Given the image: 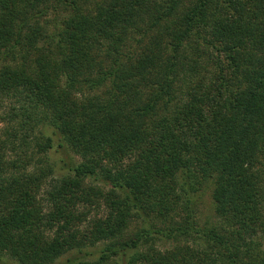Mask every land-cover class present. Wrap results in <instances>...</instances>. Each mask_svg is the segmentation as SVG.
<instances>
[{
	"label": "trees",
	"instance_id": "16d2710c",
	"mask_svg": "<svg viewBox=\"0 0 264 264\" xmlns=\"http://www.w3.org/2000/svg\"><path fill=\"white\" fill-rule=\"evenodd\" d=\"M44 1L0 0V55L15 56L24 38L45 33L34 27L50 12ZM60 2L72 11L59 32L61 58L0 67V98L13 103L0 136V264H264V251L244 237L263 222L264 0H99L93 10L80 0ZM145 17L171 38V50H122L126 29ZM194 35L218 43L235 80L230 86L220 73L214 87L194 84L177 102L180 48ZM103 40L116 44L101 57ZM82 85L104 93L82 99ZM32 142L37 152L63 153L59 170H29ZM56 171L44 206L38 191ZM87 178L118 192L106 198L108 216L92 218V227H83L89 212L79 209L93 203ZM204 180H211L218 213L236 229L198 227L194 193ZM136 215L146 226L120 239ZM153 217L169 219L168 226ZM193 236L204 250L154 244L157 237Z\"/></svg>",
	"mask_w": 264,
	"mask_h": 264
},
{
	"label": "rangeland",
	"instance_id": "374dc122",
	"mask_svg": "<svg viewBox=\"0 0 264 264\" xmlns=\"http://www.w3.org/2000/svg\"><path fill=\"white\" fill-rule=\"evenodd\" d=\"M99 0H88L87 4H84V0H80L82 2L84 8L86 10L96 9ZM49 4V14L42 17L38 24H34V27L37 25L43 29L45 32L43 35L48 33L51 35L50 37L39 36L36 41L31 38H24L21 41V48H18L17 52H15V56L6 57L0 55V67L4 64L12 63L13 65L26 67L30 64H35L37 58L41 55L47 56H56L61 58V48L59 47V40L61 32L65 27V20L72 16V11L70 6H66L61 4L60 0H46L44 1ZM26 3H30L29 1ZM41 6L45 7V3H42ZM181 24L183 22V10L180 12L179 16L175 18ZM151 20L147 17L143 18L139 21L138 25H131L126 29V39L119 43L122 50H125L127 54L141 53L146 48L147 50L152 49H160L164 47L167 51L172 49L171 38H166L167 35L161 36L162 30L150 26ZM164 31H167L166 28ZM147 31V34H146ZM166 38V39H165ZM39 40V41H38ZM105 43L102 46V50H100V56L104 57V50L109 44L115 45L116 42L114 40H103ZM34 42V44H33ZM208 42V43H207ZM32 43V45H31ZM217 42H210L203 37H198L196 35L191 36L190 39L186 40L183 45H181V57L177 64V77L175 81V94L176 101H183L188 97V91L192 87V85L197 84L199 82L205 85H211V87L216 85L219 81V74L222 73L227 79L232 80L229 82L230 86L233 84V80H235L234 70L231 67V63L228 61L225 53L217 52L219 45ZM249 48H255L253 43H250ZM51 50V51H50ZM48 56V57H49ZM8 58V59H7ZM62 79H66L65 74L62 75ZM81 92H79V96L84 98L102 96L104 93V89L101 90H91L89 86L82 85ZM210 103V101H209ZM13 103L8 99L4 100L0 98V136L3 135V132L6 130V127L9 125L4 118L6 116L9 107H11ZM211 106V104H210ZM217 109V108H216ZM211 110V109H210ZM215 110V109H214ZM39 130V129H38ZM33 138V137H32ZM32 141V140H31ZM30 153L35 151L34 159L32 164L29 166L30 171H35L36 173H40L41 170L47 167V165L51 164L55 166L59 170L58 160L60 156H64L63 153H57L54 149L50 150L47 153L37 152V147L35 146V142L31 143V146L28 150ZM12 156V155H9ZM78 162L82 161V158L78 155L75 156ZM58 161V162H57ZM54 168V167H53ZM261 174H258V182L260 187L261 194V207H262V227L258 230L255 235H244L247 240L252 242L254 245V250L261 249L264 251V154L260 155L258 161V167ZM55 170V169H54ZM60 171L62 174H67L68 171L63 169ZM58 172L50 173L46 178L43 179L40 190L38 191V198L44 204V206H48V191L53 183L57 180ZM86 187L94 188V193L91 196L93 199V203L91 206L85 208L83 204H80V210H87L89 212L88 220L83 221V227H88L89 222L92 221V218H105L110 213L111 207L108 205V200L106 198L112 197L116 190L112 188V186L105 182L103 179L99 178H87L85 180ZM114 189V193L113 190ZM213 185L211 184V180H204L198 186L196 193L194 196L196 198V219L198 227L201 228H212L217 227L220 230H233L236 229L234 225H231L233 219H229L230 217H224L218 213L217 204L215 203L212 196ZM114 197V196H113ZM134 212V211H132ZM176 216H174L175 218ZM173 218V217H170ZM178 220L179 217H176ZM151 220V219H150ZM153 224L160 227H167L169 224V219L159 220L153 219L151 220ZM92 227V225L90 224ZM89 226V227H90ZM146 226L144 222V217L133 216L130 217L127 223L126 228L124 229L123 234L120 236V239H132L135 235ZM233 226V227H232ZM235 235L238 234V230H234ZM110 239L101 241L99 246H104L108 243ZM177 243L189 244L198 248L199 250H204V245L198 243L197 237L193 236L189 239L182 238L180 240H174L170 238H156L154 244L161 249L172 248ZM143 250L145 247L142 248ZM12 261V260H11ZM15 264V263H13Z\"/></svg>",
	"mask_w": 264,
	"mask_h": 264
}]
</instances>
